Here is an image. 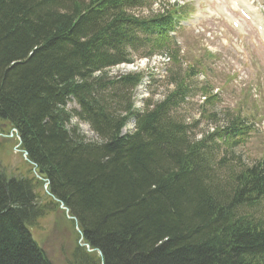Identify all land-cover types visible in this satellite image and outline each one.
I'll return each mask as SVG.
<instances>
[{
	"label": "trees",
	"instance_id": "1",
	"mask_svg": "<svg viewBox=\"0 0 264 264\" xmlns=\"http://www.w3.org/2000/svg\"><path fill=\"white\" fill-rule=\"evenodd\" d=\"M147 2L0 0V136L21 139L40 176L0 166V264H54L33 231L62 204L74 237L66 264H264V153L252 164L236 154L249 115L230 110L195 139L174 111L197 62L143 109L134 97L146 74L107 73L157 54L180 61L172 34L185 28L187 5L133 14ZM201 90L203 107L213 106L218 96Z\"/></svg>",
	"mask_w": 264,
	"mask_h": 264
},
{
	"label": "rangeland",
	"instance_id": "2",
	"mask_svg": "<svg viewBox=\"0 0 264 264\" xmlns=\"http://www.w3.org/2000/svg\"><path fill=\"white\" fill-rule=\"evenodd\" d=\"M248 1L264 24V0ZM150 2L149 6L138 8L133 13L139 17H149L175 4L184 5L189 2L192 4L187 8L189 11L191 8L192 12L187 29L179 31L177 35L181 48L179 63L174 64L171 59L163 63L160 56H156L149 60L138 59V63L129 71L137 72L140 68L149 75L144 85L136 91V105L144 108L147 104L152 105L165 99L173 91L179 75L186 70L185 61L197 62L196 67L201 74L194 80L186 102L175 110L174 115L194 125L193 137L200 139L226 124V113L240 107L244 116L249 115L252 130L250 138L241 149L236 150V154L241 156L245 164H252L264 153V44L258 31L244 20H241L242 29L238 31L222 18L221 10H231L233 7L230 0ZM119 74L117 68L109 71L111 77ZM202 87L209 91L213 88L212 91L218 94L214 106L203 107ZM76 107L75 103L69 105L70 110ZM73 123L79 124L87 141H99L87 124L79 123L78 120ZM134 128V123H131L124 134L134 131ZM223 155L222 152L220 157ZM26 161L27 155L20 151L14 137L0 136V166L7 169L9 175L37 178L33 166ZM44 191L48 189L44 187ZM62 210L60 208L52 213L41 222L40 229L34 231L38 242L54 264H66L65 252L72 248L74 241L72 228L64 219V216L68 218L69 213L63 215Z\"/></svg>",
	"mask_w": 264,
	"mask_h": 264
},
{
	"label": "bare ground",
	"instance_id": "3",
	"mask_svg": "<svg viewBox=\"0 0 264 264\" xmlns=\"http://www.w3.org/2000/svg\"><path fill=\"white\" fill-rule=\"evenodd\" d=\"M237 1H239V4H240V7L241 8H248V4H247V2L245 1V0H237ZM238 4V5H239ZM259 18V17H258ZM261 20V19H260Z\"/></svg>",
	"mask_w": 264,
	"mask_h": 264
},
{
	"label": "water",
	"instance_id": "4",
	"mask_svg": "<svg viewBox=\"0 0 264 264\" xmlns=\"http://www.w3.org/2000/svg\"><path fill=\"white\" fill-rule=\"evenodd\" d=\"M19 148H20V149H23V148H24L23 145H22L21 140H20V143H19ZM41 173H42V172H41ZM78 231H80V230H78Z\"/></svg>",
	"mask_w": 264,
	"mask_h": 264
}]
</instances>
